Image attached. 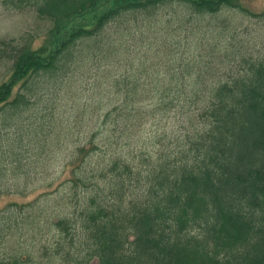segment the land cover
Returning a JSON list of instances; mask_svg holds the SVG:
<instances>
[{
  "label": "trees",
  "instance_id": "obj_1",
  "mask_svg": "<svg viewBox=\"0 0 264 264\" xmlns=\"http://www.w3.org/2000/svg\"><path fill=\"white\" fill-rule=\"evenodd\" d=\"M4 1L15 10L32 7L51 29L49 41L36 49L24 45L7 52L0 44V59L12 63L9 78L0 84V111L17 114L30 105L32 78L44 75L54 84L78 59L106 65L115 59L126 72L110 87L122 105L103 119L110 127L108 140L115 142L110 149L122 138L149 142H141L129 161L112 151H77V158L102 154L106 160L83 161L70 184L59 187L73 191V206L67 204L47 222L53 232L47 259L56 264H264V56L236 52L224 39L218 45L229 53L228 66L221 60L201 68L192 55L191 71L179 66L168 74L171 70L151 66L129 73L142 66L137 48L161 15L185 26L190 36L204 18L254 17L244 7L250 0ZM82 18L87 22L67 28V22ZM180 46L171 43L173 49ZM145 102L149 108H138ZM168 113H173L172 129L156 126L138 138L143 122ZM8 264L42 263L14 257Z\"/></svg>",
  "mask_w": 264,
  "mask_h": 264
},
{
  "label": "rangeland",
  "instance_id": "obj_2",
  "mask_svg": "<svg viewBox=\"0 0 264 264\" xmlns=\"http://www.w3.org/2000/svg\"><path fill=\"white\" fill-rule=\"evenodd\" d=\"M244 7L255 16L227 13L220 20L204 18L190 36L185 26L179 27L174 20L162 19L164 15H161L144 36L142 48H137L144 57L142 66L137 64L129 73L137 74L139 68L151 66L171 70L168 74L179 66L191 71L192 55L201 68L221 60L228 66L226 54L229 53L218 45L224 39H229L236 52L247 49L254 56L263 57L264 17L260 15L264 12V0H250ZM85 22L83 18L73 19L66 26ZM50 29L51 22L38 17L32 7L15 10L10 3L0 0V44L5 45L7 52L24 45L32 49L41 47L49 41L46 34ZM174 42H179L180 48L173 49L171 43ZM156 51H161L159 56L155 55ZM180 58L185 62L180 63ZM77 61L70 64L69 73L54 84L47 83L50 77L44 75L32 78L28 83L33 84L30 105L26 109L18 110L17 114L0 111V264H8L14 257L56 264L45 255L46 250L52 253L53 243V232L49 231L47 222H54L57 219L54 214L67 208V204L73 206L69 201L73 191L67 193V187H59L70 184L73 170L83 161L95 162L97 156L100 161L106 160L102 154L77 158L78 150L88 152L96 148L97 152L121 154L129 161L142 147L141 142L144 146L149 144L132 137L122 138L110 149V144L115 142L108 140L110 127L104 125L103 119L114 107L122 105L110 87L126 70L116 64L115 59L109 65L94 63L92 59ZM11 64L8 57L0 59V84L9 78ZM226 66L219 68L217 76L223 75L221 70ZM142 83L144 80L140 81ZM149 106L150 103L145 102L138 108ZM152 117L143 122L138 138L141 133L146 138L156 126L173 128V113H168L165 119L161 115Z\"/></svg>",
  "mask_w": 264,
  "mask_h": 264
}]
</instances>
